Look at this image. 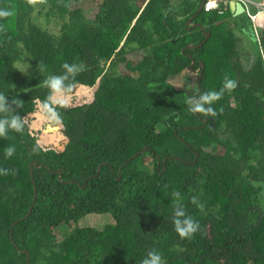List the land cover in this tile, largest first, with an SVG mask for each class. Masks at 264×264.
<instances>
[{
	"label": "trees",
	"instance_id": "obj_1",
	"mask_svg": "<svg viewBox=\"0 0 264 264\" xmlns=\"http://www.w3.org/2000/svg\"><path fill=\"white\" fill-rule=\"evenodd\" d=\"M203 1L0 0L14 11L0 21V118L24 121L0 137V264H141L151 250L165 264H264V58L243 69L229 21L243 13ZM65 62L84 68L70 95L90 97L57 108L58 145L44 144L42 82ZM185 70L199 74L191 90L173 85ZM225 75L237 87L217 116L189 113L186 98ZM175 191L200 224L191 239L173 230ZM91 214L111 218L98 228Z\"/></svg>",
	"mask_w": 264,
	"mask_h": 264
},
{
	"label": "clouds",
	"instance_id": "obj_2",
	"mask_svg": "<svg viewBox=\"0 0 264 264\" xmlns=\"http://www.w3.org/2000/svg\"><path fill=\"white\" fill-rule=\"evenodd\" d=\"M61 0H58V3ZM24 3L28 7L37 8L41 5H46L47 0H24ZM234 13L239 14L241 12ZM14 15V11L11 9L0 8V21L7 20ZM251 29L253 30L252 26ZM7 26L0 23V33H6ZM260 35L255 37L256 43H260ZM258 40V41H257ZM260 46V45H259ZM263 54V52H262ZM37 67L40 71L45 70V66L42 62H38ZM63 73L61 75H49L42 83L43 86L49 90V95L45 101L41 104V110L46 120L56 125L62 123V117L57 110L58 107H66L70 94L73 90L75 77L84 70L82 65L75 63L69 64L67 62L61 65ZM237 87V81L231 79L228 75H225L223 85L219 90L204 91L199 94L190 95L186 98L185 103L188 107V112L191 114H202L203 116H217V111L213 107V104L219 101L225 91L232 92ZM5 94L0 93V113L10 112V106H7ZM12 103H16L13 99ZM12 130L16 133H20L24 129V121L19 115H10L8 118H0V137H6L8 130ZM15 147H7L5 149L6 157H12L15 153ZM33 151H36L34 148ZM9 169L0 168V175H8ZM12 174H15L14 172ZM173 196V216L172 224L173 230L180 239H191L194 234L200 230V224L193 217L188 215L185 211L183 204L180 202L182 197L179 191L172 193ZM201 212L204 211V205L198 199L193 196L190 201ZM141 264H165L162 256L156 251L151 250L141 260Z\"/></svg>",
	"mask_w": 264,
	"mask_h": 264
},
{
	"label": "rangeland",
	"instance_id": "obj_3",
	"mask_svg": "<svg viewBox=\"0 0 264 264\" xmlns=\"http://www.w3.org/2000/svg\"><path fill=\"white\" fill-rule=\"evenodd\" d=\"M178 3V1H176ZM180 3V1H179ZM178 3V4H179ZM251 12L252 9L250 8ZM231 24H234L236 30L234 31L235 41L237 44L238 51V61L240 62V66L248 70L251 68L253 64V60L255 58H263L262 52L258 51V46L255 40V34L251 29V24L248 21L246 14L243 13L240 16H231L229 19ZM264 29V21L261 27H258L257 33L261 35L262 30ZM260 39V38H259ZM197 73L191 72L188 70L183 71L181 76H178L173 80V85L177 88L191 90L195 88ZM187 77V80H185ZM90 97V91L84 88H79L72 95H70L67 106L75 107L79 106L83 101L85 102ZM40 121L44 119V126L40 122L32 123V128L34 130L41 129V137L40 142L44 144H54L58 145V140L60 139L59 134V125L49 122L42 115H39ZM110 216L108 214L101 215H88L85 217L84 222L87 224H91L94 226L102 227L105 224L109 223Z\"/></svg>",
	"mask_w": 264,
	"mask_h": 264
},
{
	"label": "built area",
	"instance_id": "obj_4",
	"mask_svg": "<svg viewBox=\"0 0 264 264\" xmlns=\"http://www.w3.org/2000/svg\"><path fill=\"white\" fill-rule=\"evenodd\" d=\"M231 4L235 6H242V13L246 14L248 21L250 22L255 37L258 38V27L263 25L264 21V0H204L202 2L201 10L205 13L216 11L222 13L226 7L231 8ZM250 8L253 12H251ZM258 41V40H257Z\"/></svg>",
	"mask_w": 264,
	"mask_h": 264
},
{
	"label": "water",
	"instance_id": "obj_5",
	"mask_svg": "<svg viewBox=\"0 0 264 264\" xmlns=\"http://www.w3.org/2000/svg\"><path fill=\"white\" fill-rule=\"evenodd\" d=\"M232 6H233V8H232ZM201 7H202V4L199 6V8H198V11L200 12L201 11ZM231 8L233 9V10H235L236 12H242V6L241 5H239V6H235L234 4H231ZM206 36H208V34L206 33ZM200 66H201V68H203V64L202 63H200Z\"/></svg>",
	"mask_w": 264,
	"mask_h": 264
},
{
	"label": "flooded vegetation",
	"instance_id": "obj_6",
	"mask_svg": "<svg viewBox=\"0 0 264 264\" xmlns=\"http://www.w3.org/2000/svg\"><path fill=\"white\" fill-rule=\"evenodd\" d=\"M193 71V70H192ZM193 72H197V70H194ZM198 74V73H197ZM199 75V74H198Z\"/></svg>",
	"mask_w": 264,
	"mask_h": 264
},
{
	"label": "crops",
	"instance_id": "obj_7",
	"mask_svg": "<svg viewBox=\"0 0 264 264\" xmlns=\"http://www.w3.org/2000/svg\"><path fill=\"white\" fill-rule=\"evenodd\" d=\"M264 55L262 54V57H263ZM264 58V57H263Z\"/></svg>",
	"mask_w": 264,
	"mask_h": 264
}]
</instances>
